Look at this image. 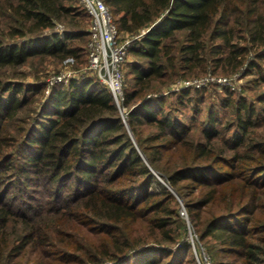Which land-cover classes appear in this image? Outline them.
Wrapping results in <instances>:
<instances>
[{
	"label": "trees",
	"instance_id": "trees-1",
	"mask_svg": "<svg viewBox=\"0 0 264 264\" xmlns=\"http://www.w3.org/2000/svg\"><path fill=\"white\" fill-rule=\"evenodd\" d=\"M105 2L123 33L146 29L129 47L139 58L122 101L138 146L110 87L95 74L53 85L38 116L14 130L11 122L29 101L26 90L44 87L0 76V264H199L184 237L189 227L182 237L171 234L177 200L141 152L184 199L195 244L207 247L214 264H264V141L250 137L255 103L222 86L223 105L233 104L237 114L224 138L233 150L227 156L215 146V110L209 109L205 140L190 138L191 123L180 116L189 103L198 113L216 82L183 86L169 104L163 92L148 94L156 80L208 74L211 67L231 75L246 62L245 73L264 79V0ZM77 13L79 30L45 32L59 20L73 24ZM88 24L80 0H0V68L45 54L87 62ZM150 126L156 129L145 136ZM166 155L177 161L169 170ZM77 220L94 240L78 235ZM13 221L22 227L18 235ZM165 240L175 245L165 254L149 243Z\"/></svg>",
	"mask_w": 264,
	"mask_h": 264
},
{
	"label": "rangeland",
	"instance_id": "rangeland-1",
	"mask_svg": "<svg viewBox=\"0 0 264 264\" xmlns=\"http://www.w3.org/2000/svg\"><path fill=\"white\" fill-rule=\"evenodd\" d=\"M80 10H84L82 6L79 7L77 12H79ZM83 12L85 13V11ZM80 23L81 24L83 23V14L77 13L73 24L69 23L68 21L59 20L57 21L56 25H54L53 27L49 29H46L45 32L48 33V32L58 31L59 33L64 35L66 30H79L76 28H81L79 26ZM87 28L89 31V24ZM177 36L179 37L181 36V34L179 33V35L177 34ZM88 38H89V34H88ZM249 55L253 56L252 53ZM138 58L139 57L134 55L132 52H130L128 55V60H127L128 64H126L125 66V80H126L125 84H127L128 86H132L133 83L135 82V79L133 78L132 75L129 74V71H130L131 63L134 60H138ZM260 60L263 61V65H264V59H260ZM86 65H87L86 61L82 63L72 57L60 58L54 55L45 54V55L32 56L28 59L26 63L16 66V67L7 66L5 68H0V76L4 80L20 82L24 88L26 87L28 88L29 86L33 87L37 85H41L44 87V93H37L33 89L26 90V94H27L29 101L19 111L17 118H15L11 122L10 127L12 128V130L16 129L17 125L20 123L26 124V125L29 124V122H31L33 118H36V116H38L39 111L43 105V102L46 100L47 95L49 94V92L47 91V88H48L47 81L50 77L57 75L61 72H64L66 70H73L76 78L83 77V76H90L92 75V72H90L89 70L83 69L86 67ZM246 66H247V62L238 71H236L238 72V76H236L237 87H236V90H234V96L237 97L239 94H244L250 101L255 103L256 125L252 127V131H251L252 133L250 137L255 138V140L264 141V117H263L264 113L262 110L263 108L262 105L264 102L259 100V98L264 95V79L261 77H257L258 73L256 71L251 72V73H245ZM212 69L213 68L211 67L210 69H208V71L209 73L214 74L211 72ZM201 74H203V72H201L199 75ZM225 74H229V73H225ZM199 75H193V76H190V78L198 77ZM203 75H207V74H203ZM184 79H186V77H181V76L175 77L174 76V77H169L165 81H163L164 79L156 80L153 83L154 86H153V89H151L152 90L151 93H148V94L150 95V94L163 92L167 96L166 104L175 102L177 100V97L179 96V91L183 87L181 84ZM225 92H226V89L222 88L221 86H210L208 89H206L205 100L201 103L200 111L198 113H196L193 110V103H189V105L184 106L183 113L180 116L186 122L191 123L192 129L190 131V138L195 139V140H205L206 136L204 133V128L208 126L207 118H208L209 109L211 108L213 111L215 110L219 116V120L217 121V128L219 129V136L215 139V146L224 147V138H227V136L230 135L228 133V130L233 129L235 119L237 118V114L234 109L235 106L233 104L229 106L223 105V96L226 95ZM115 102L120 109V113L122 115V118L125 124L127 125L130 135L132 136L134 142L136 143V146H138L136 139L134 137V133L127 121V117L125 113L126 107L122 105V102L121 104H119L116 99H115ZM155 129H156L155 127H151V126L147 127L144 135L147 136L151 134V132H153V130ZM224 148L226 149L224 153L225 155L229 156L233 154L232 149H228L226 147ZM141 155L147 161L148 165L151 167L156 177L161 182L168 185L172 189L173 194L175 195V198L177 200V204L176 203L174 204L179 212V215L173 216L171 218L170 225H168L169 228L171 229L170 230L171 234L173 236L180 235V237H182L184 230H185V226L187 225L189 227L188 233L186 234L184 233V237L188 238V240L191 242H192V237H193L194 242H195V238L197 236L195 235L196 233H194L190 225L191 221H190V217L187 212V209H186V205L183 202L184 199L182 198L181 195L177 193L176 189L167 180L165 173L156 169L150 163V161L148 160V158L143 152H141ZM162 163H164L167 170H169L170 168L172 169L177 164L176 157L171 156V155H166L165 160ZM186 182L187 181H185L183 184H185ZM183 190L184 192H186V194H188L189 192H191V187L188 188V186H185ZM197 195L198 193H195L194 195H187V196L188 198H194ZM262 216H264V207L262 209ZM143 224L144 223L138 224V228L143 230L144 229ZM19 225L20 224L16 223V221H13L10 224L11 230H17L18 233L16 235H18L19 232H21L20 230H22L21 225L20 226ZM75 228H76L75 231H77L78 235L82 236V238L86 237V238H89L90 240H94L96 238V235L93 233H90L92 231L88 229L86 230V227H84V225L78 220L76 221ZM124 228L127 231L131 229V227L129 226L124 227V225L122 224V227L120 229L123 230ZM85 230L87 231V233L85 232ZM60 236H58L57 238H63L65 234H62ZM149 243L154 244L156 246V253L160 252L162 254L166 253L164 249L171 248L172 250V248L175 246V245L170 244L166 240L161 243H155L153 241H150ZM200 245L201 244L198 243V248ZM197 253L198 252L195 251L196 258L198 256ZM25 262H28V261L24 259L23 263Z\"/></svg>",
	"mask_w": 264,
	"mask_h": 264
},
{
	"label": "built area",
	"instance_id": "built-area-1",
	"mask_svg": "<svg viewBox=\"0 0 264 264\" xmlns=\"http://www.w3.org/2000/svg\"><path fill=\"white\" fill-rule=\"evenodd\" d=\"M89 16L88 61L85 68L95 74L102 82L107 84L114 98L119 104L125 98V66L128 60L129 47L132 39L143 34L123 33L120 31L110 6L105 0H80ZM238 72L232 75L207 74L201 77L186 78L182 86L203 87L209 82H216L219 86H228L236 89ZM73 70H66L50 77L47 81V91L56 83H67L74 78ZM197 236V234H195ZM194 250L197 251L199 264H214L206 246L201 244L199 249L192 237Z\"/></svg>",
	"mask_w": 264,
	"mask_h": 264
}]
</instances>
